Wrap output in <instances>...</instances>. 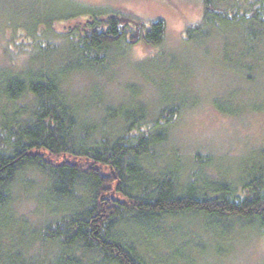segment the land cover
Here are the masks:
<instances>
[{
    "label": "trees",
    "instance_id": "trees-1",
    "mask_svg": "<svg viewBox=\"0 0 264 264\" xmlns=\"http://www.w3.org/2000/svg\"><path fill=\"white\" fill-rule=\"evenodd\" d=\"M222 1L227 20L245 30L250 52L264 38V0ZM84 7L0 0L9 43L0 71V213L13 214L32 190L41 207L51 208L39 223L14 225L25 232L0 264H150L141 246L173 221L205 231L217 243L210 250H238L233 234L264 241V150L227 172L203 153L181 167L158 166L153 158L171 154L170 133L185 107L162 106L152 115L144 105L94 110L68 93L73 75L102 70L115 50L157 46L166 36L162 19L145 23ZM45 252L50 257L41 258Z\"/></svg>",
    "mask_w": 264,
    "mask_h": 264
},
{
    "label": "rangeland",
    "instance_id": "rangeland-1",
    "mask_svg": "<svg viewBox=\"0 0 264 264\" xmlns=\"http://www.w3.org/2000/svg\"><path fill=\"white\" fill-rule=\"evenodd\" d=\"M71 1L95 11L100 8L119 11L129 19L145 23L165 21L166 36L160 45L141 42L117 49V55L102 70L77 73L66 83L72 97L85 106L90 103L89 108L94 110L106 104L128 108L144 105L152 115L162 106L185 107L178 127L170 133L166 150L171 154L153 158L154 164L181 167L182 162H193L197 154L203 153L213 155L216 164L227 172L238 162H245L252 151L264 150V38L253 41L251 51H245V30L227 20L230 15L227 2ZM208 17L210 21L216 20V25L208 22ZM0 26L1 71L5 63L3 47L9 43L4 24ZM34 56L40 54L36 52ZM29 65L36 67V62L29 60ZM235 172H240L239 167ZM14 209L7 216L0 213V262H7L8 256L14 255L15 243L25 232V227L17 232L14 225L40 222L46 211L51 210L50 206L39 205L33 190L21 196ZM182 222V225L170 222L162 235L146 238L141 251L147 262L264 264V241L255 234L239 236L241 242L236 234L231 235L232 241H238V250L227 247L210 250L217 243L210 242L211 238L194 223ZM145 235L139 233L141 238ZM40 257L50 255L45 252Z\"/></svg>",
    "mask_w": 264,
    "mask_h": 264
}]
</instances>
